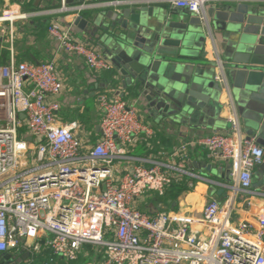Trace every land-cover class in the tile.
<instances>
[{
    "label": "built area",
    "instance_id": "1",
    "mask_svg": "<svg viewBox=\"0 0 264 264\" xmlns=\"http://www.w3.org/2000/svg\"><path fill=\"white\" fill-rule=\"evenodd\" d=\"M60 1L59 9L38 14L10 6L0 24L11 26L12 40L15 23L32 16L129 3L73 6ZM168 1L174 9L202 16L211 0ZM72 30L55 20L48 33L59 51L84 59L95 72L112 68L95 47L74 38ZM216 81L226 82L222 72ZM63 90L54 60L37 64L12 59L0 66V254L16 248L30 255L47 250L51 254L43 264L76 263L83 247L93 245L105 256L100 264H264V205L257 201L264 193L253 189L255 171L264 165V147L247 139L236 113L229 119L230 133L214 132L198 141L212 159L230 165V178L213 182L228 197L221 203L209 200L201 218L182 222L167 211L146 213L136 203L147 192L164 196L184 177L203 178L186 169L187 146L181 147L179 163L145 159L142 163L150 166L130 164L119 177L116 163L135 160L127 148L144 133L152 134L136 105L121 94L102 97V135L86 152L75 132L79 125L60 123ZM240 203L247 219L238 222L234 216ZM195 225H204L207 238L193 232Z\"/></svg>",
    "mask_w": 264,
    "mask_h": 264
},
{
    "label": "water",
    "instance_id": "2",
    "mask_svg": "<svg viewBox=\"0 0 264 264\" xmlns=\"http://www.w3.org/2000/svg\"><path fill=\"white\" fill-rule=\"evenodd\" d=\"M183 11L155 0L104 8L75 25L91 31L112 64L113 83L155 125L216 127L229 108L247 139L264 147V3L213 4L202 16ZM219 72L225 83L216 81ZM259 171L264 176V166ZM0 264L19 261L0 254Z\"/></svg>",
    "mask_w": 264,
    "mask_h": 264
},
{
    "label": "crops",
    "instance_id": "3",
    "mask_svg": "<svg viewBox=\"0 0 264 264\" xmlns=\"http://www.w3.org/2000/svg\"><path fill=\"white\" fill-rule=\"evenodd\" d=\"M73 6L88 4H103L113 0H87L84 3L75 0ZM129 3L139 5L142 2L155 0H127ZM171 8L168 0H165ZM228 1L237 2H262L264 0H211L207 3L206 8L213 4H221ZM126 5V4H125ZM10 6L19 7L24 13H40L44 11L59 9L60 0H0V16L2 12ZM105 7H103L104 9ZM119 8V7H118ZM106 8V9H118ZM103 9H88L80 13H66L36 15L28 18L26 21L15 23L13 27V41L11 40V26L9 24H0V66L8 65L12 59L16 62L27 63H47L54 60L57 70L62 78L64 90L61 96L62 110L60 123L69 125L77 123L79 128L75 130L78 138L81 139L84 151L94 145L101 138L100 131V100L104 96L112 97L117 94L124 96L131 104H135V99L126 93L119 83H113L111 72L113 67L105 72H95L92 70L84 59L74 55L65 54L58 50L57 43L48 33V28L55 20L60 21L64 26H72V35L83 43H88L98 49L96 41L90 36L91 31L83 32L75 23L77 18H89L92 13ZM184 12L181 9H176ZM207 51L209 57L214 59L215 53L210 43ZM1 54H5L6 59H1ZM103 56V55H102ZM226 100V99H225ZM136 105V104H135ZM142 124L150 127L152 134L144 133L138 140L130 146L127 151L128 155L135 160L119 161L114 166L117 176L125 174L127 166L130 164L150 166L149 162L142 163L141 160H157L163 163H179L182 159L181 147L186 145L188 161L184 163L186 169L200 176L201 180L190 181L187 177L182 182L168 188L164 196L156 192H147L137 203V208L144 212H170L177 221L186 219H199L202 216L203 209L211 199L223 202L227 197V191L213 182L227 181L230 178V165L228 163L212 159L205 147L198 144V141L207 137L214 132H231L229 119L234 116L231 109L226 108L221 113L222 122L219 126H209L205 124L189 125L178 129L176 127L163 124L155 125L150 121L136 105ZM243 128V127H242ZM246 136V134L244 133ZM177 154V155H176ZM264 166V165H263ZM259 167L255 173L261 170ZM255 177V175H254ZM206 179V180H205ZM189 183L193 186H190ZM255 185V184H254ZM257 192L264 193L257 186L253 187ZM223 190V191H222ZM221 192V194H220ZM258 202L264 205V198H259ZM240 212L234 216L235 221L247 219L246 213L242 210L243 205L240 203ZM193 232L198 234L201 239L207 238L208 231L203 226L195 225L192 227ZM12 261H19V264H43L46 257H50V252L45 250L42 253L30 255L27 252L22 253L19 249H11L6 253ZM105 260L103 251L97 250L93 245L84 246L78 255L76 263H68L64 260L56 261L54 264H100Z\"/></svg>",
    "mask_w": 264,
    "mask_h": 264
},
{
    "label": "rangeland",
    "instance_id": "4",
    "mask_svg": "<svg viewBox=\"0 0 264 264\" xmlns=\"http://www.w3.org/2000/svg\"><path fill=\"white\" fill-rule=\"evenodd\" d=\"M243 133H245L244 130H243ZM263 180H264V176L261 174L260 171H257L255 173V177H254L253 183L255 184L254 186H257V189L259 188L261 191L264 192V186L260 185V182L263 181ZM4 254H6V253H4Z\"/></svg>",
    "mask_w": 264,
    "mask_h": 264
},
{
    "label": "trees",
    "instance_id": "5",
    "mask_svg": "<svg viewBox=\"0 0 264 264\" xmlns=\"http://www.w3.org/2000/svg\"><path fill=\"white\" fill-rule=\"evenodd\" d=\"M1 59H6L5 54H1Z\"/></svg>",
    "mask_w": 264,
    "mask_h": 264
}]
</instances>
